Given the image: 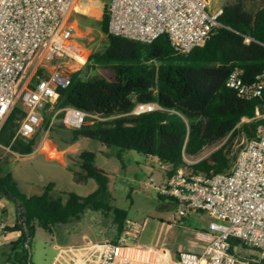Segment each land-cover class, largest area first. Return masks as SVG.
Listing matches in <instances>:
<instances>
[{
	"label": "trees",
	"instance_id": "trees-1",
	"mask_svg": "<svg viewBox=\"0 0 264 264\" xmlns=\"http://www.w3.org/2000/svg\"><path fill=\"white\" fill-rule=\"evenodd\" d=\"M99 1L104 4L98 24L103 48L90 55L84 67H103L109 78L84 79L76 72L70 75L68 86L59 89L55 110L71 107L95 117L91 123L87 118L78 129L62 132L63 143L69 146L88 139L135 151L168 166L166 177L185 167L196 173H228L233 166L234 158L229 157L233 140L239 135L253 140L257 127L264 124L263 119H253L257 101L240 100L225 87L226 78L236 68L241 70L244 83L252 82L264 70V0H225L216 19L218 27L202 46L184 55L172 51L166 35L141 44L109 34V0ZM245 38L249 43H244ZM41 76L38 72L33 83ZM139 103H155L161 110L129 115ZM22 115L19 107L10 114L0 130V144L28 155L33 152V139L11 143L18 127L15 121ZM62 116L60 112L56 117ZM223 140L207 158L191 166L185 164L184 156L196 157ZM77 164L79 171L67 168L73 181L77 185H86L89 180L96 183L95 190L85 197L68 193L65 200L53 198L52 183L38 195H25L10 173L0 177V199L20 208L17 223L7 228L19 237L6 246L5 264H31L27 240L34 237L36 228L51 233L56 225L79 220L86 210L111 215L117 233L112 243L116 242L127 214L106 203L108 178L94 166V155L81 151ZM229 244L233 249L239 241L230 238Z\"/></svg>",
	"mask_w": 264,
	"mask_h": 264
},
{
	"label": "built area",
	"instance_id": "built-area-1",
	"mask_svg": "<svg viewBox=\"0 0 264 264\" xmlns=\"http://www.w3.org/2000/svg\"><path fill=\"white\" fill-rule=\"evenodd\" d=\"M81 0H0V130L16 107L22 116L12 142L27 143L37 131L42 112L49 110L51 126L62 112V126L69 130L86 124L94 116L67 107L55 110L59 89L69 77L59 70L33 83L38 72L55 60H71L84 65L73 42L71 14ZM210 0H109L108 32L141 44H151L166 35L172 51L184 55L202 46L218 27L221 8L209 11ZM245 38L244 43H249ZM82 59V62L80 61ZM225 87L243 101H257L253 119H263L264 70L250 83L234 69ZM20 109V108H19ZM161 110L155 103H139L129 115ZM249 121L247 119H242ZM163 200L174 203L176 217L207 213L215 221L209 224L213 237L200 254L180 253L176 264H249L264 262V124L256 137L247 141L228 173H196L178 169L160 181L152 178L144 185ZM172 220L174 217L172 216ZM4 224V206L0 202V247L11 241ZM140 226L126 219L115 243L104 242L84 247H60L51 264H142L136 239ZM256 253L255 258L239 256L229 239Z\"/></svg>",
	"mask_w": 264,
	"mask_h": 264
},
{
	"label": "rangeland",
	"instance_id": "rangeland-1",
	"mask_svg": "<svg viewBox=\"0 0 264 264\" xmlns=\"http://www.w3.org/2000/svg\"><path fill=\"white\" fill-rule=\"evenodd\" d=\"M223 2L225 0H210L209 11H215ZM103 7V2L99 0H81L78 11L71 14L70 20L75 29L73 42L79 48L77 54L86 58L84 65L90 55L103 48L104 39L98 28ZM84 65L67 59L55 60L43 70L41 78H47L54 70L62 71L68 77L79 72V77L84 79L92 76L109 78L107 69L95 67L87 70ZM18 106L21 110V106ZM50 114L49 110L42 112V121L31 138L35 142L31 154L20 155L9 146L0 144V177L10 173L23 194L38 195L48 183H52L54 187L50 195L53 198L62 197L65 200L68 193L79 197L87 196L96 188L94 180H89L86 185H77L73 181L72 172L67 168L79 171L77 155L81 151H88L94 155V166L108 178L106 203L125 211L128 219L137 223L140 229L143 227L142 234L146 240L165 238L167 249L178 252L182 248L185 249L192 239L199 238V226L205 227L210 221H215L207 213L190 214L179 219L176 217L174 205L159 199L151 189L144 186L149 178L154 181L163 179L169 170L168 166L161 172L156 163L141 153L106 147L88 139H80L78 144L67 146L63 143L62 132L70 130L64 128L57 117L48 128L52 115ZM224 142L225 140L204 148L196 157L184 156L185 164L191 166L207 158ZM246 142L243 135L233 140L229 155L234 158L233 163ZM48 154H55L58 158ZM186 170L189 169L186 167ZM1 203L7 212L4 224L12 226L17 223V210L20 211V208L16 209L13 202L4 198ZM36 230L34 237L28 241L27 250L31 264H48L56 253L55 246L84 247L98 241L112 243L117 237L111 215L91 210L84 211L79 220L54 226L51 233L38 228ZM237 252L246 259L256 256L253 250L242 246L237 248Z\"/></svg>",
	"mask_w": 264,
	"mask_h": 264
},
{
	"label": "crops",
	"instance_id": "crops-1",
	"mask_svg": "<svg viewBox=\"0 0 264 264\" xmlns=\"http://www.w3.org/2000/svg\"><path fill=\"white\" fill-rule=\"evenodd\" d=\"M75 143L78 144V141ZM147 159L156 163L159 166V170L161 169L160 170L161 172L166 167V165L158 164L156 162V160L153 158L147 157ZM57 162L60 164L59 160H57ZM61 165L64 166V164H61ZM168 168H166V169H168ZM163 178H164V176H163ZM1 200L2 199H0V202H1ZM168 202L170 205H172V206L174 205V203H172L170 201H168ZM1 204L3 205V203H1ZM198 213H201V212L190 213V214H198ZM190 214H188V215H190ZM6 218H7V212H6L5 206H4V219H6ZM183 218H185V217H183ZM183 218H181V219H183ZM211 219H213V218H211ZM212 222H214V221H210L208 223V225L205 227L199 226L198 227L199 231H197L199 234V238L192 239L191 243H189V245H187V247L185 249L182 248L178 252L176 250L167 249V247H166L167 243L165 241V238L159 239V238L155 237L151 240H146L142 234V231H143V227H142L140 229L138 236H137V239H136V243L138 244V247H139L138 249L140 251L139 261L142 264H176V262L178 260V255L180 253L200 254L213 237V232L209 229V224ZM12 226H8V227H12ZM18 237H19L18 232H11L9 239L11 242H13V241L17 240ZM102 242L103 241H98V242H94V244H99ZM58 248H60V246H55L56 250ZM5 253H6V246H1L0 247V264H5ZM54 256L51 258V260L49 261L48 264L52 263Z\"/></svg>",
	"mask_w": 264,
	"mask_h": 264
},
{
	"label": "bare ground",
	"instance_id": "bare-ground-1",
	"mask_svg": "<svg viewBox=\"0 0 264 264\" xmlns=\"http://www.w3.org/2000/svg\"><path fill=\"white\" fill-rule=\"evenodd\" d=\"M80 61L82 62V59H80ZM47 155V154H46ZM50 157H55L56 155L55 154H48ZM59 156V155H57ZM55 158H58V157H55ZM53 159V158H52Z\"/></svg>",
	"mask_w": 264,
	"mask_h": 264
},
{
	"label": "water",
	"instance_id": "water-1",
	"mask_svg": "<svg viewBox=\"0 0 264 264\" xmlns=\"http://www.w3.org/2000/svg\"><path fill=\"white\" fill-rule=\"evenodd\" d=\"M27 241H29V239Z\"/></svg>",
	"mask_w": 264,
	"mask_h": 264
}]
</instances>
